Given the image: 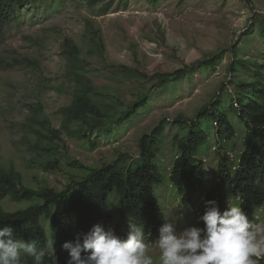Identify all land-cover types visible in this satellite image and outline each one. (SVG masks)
<instances>
[{"label":"rangeland","instance_id":"1","mask_svg":"<svg viewBox=\"0 0 264 264\" xmlns=\"http://www.w3.org/2000/svg\"><path fill=\"white\" fill-rule=\"evenodd\" d=\"M108 1H112L111 6L100 14L102 5ZM263 17L264 0H158L156 4L151 0H104L94 9L85 0H39L22 8L17 21L0 39V63H3L0 64V165L21 172L24 182L32 188L46 184L62 189L71 176L83 172L73 167L72 161L95 167L125 153L135 158L141 136L164 118L168 121L167 138L163 154L156 160L164 176V181L156 186L159 207L165 216L179 218V228L201 227L199 217L205 206V193L194 196L189 204H182L169 179L175 158L172 134L176 129L170 122H176L180 115L193 117L223 87L225 92L234 93L230 85V79H235L230 70L234 46L246 61L258 59L264 63V27L260 25ZM91 25L104 41L102 53L89 52L94 46L88 30ZM249 27L253 33L244 34ZM66 37L81 49L84 72L92 79L95 97L116 105L110 113L113 131L98 133L96 148L69 135H64L63 146L59 141L39 139L35 132H25L24 125L30 123L34 110H42L39 117L50 127L60 128L63 120L60 109L73 101L75 82L67 77ZM222 50L223 59L215 68L194 70L191 75L161 87L155 81L130 76L133 69L151 76L158 71H174ZM24 57L34 59L37 64L5 66L13 58ZM237 74L252 75L243 68ZM142 93L150 97V105L133 120L113 124L119 113ZM231 119L239 132L237 140L220 145L213 135L210 144L200 149L207 165L208 190L219 180L221 152L226 150L235 164L244 150V124L235 115ZM34 126L42 129L40 123ZM50 162H56V167L46 169ZM109 202L117 218L119 196L113 193ZM0 204L7 210L25 206L8 197L0 199ZM250 220L264 222V206ZM45 223L48 224L47 218ZM155 241L145 236L149 254L154 264H159ZM260 259L264 263V257Z\"/></svg>","mask_w":264,"mask_h":264},{"label":"trees","instance_id":"2","mask_svg":"<svg viewBox=\"0 0 264 264\" xmlns=\"http://www.w3.org/2000/svg\"><path fill=\"white\" fill-rule=\"evenodd\" d=\"M38 1L0 0V39L5 37L8 29L17 21L20 10ZM85 1L89 8L94 9L104 0ZM151 1L155 4L158 2ZM111 4L112 1L104 3L100 14L106 13ZM261 23V27H264V17ZM250 27L244 34L253 33V28ZM88 30L92 33L94 44L89 52L102 53L105 46L100 33L94 31L92 25ZM64 44V55L68 60L67 77L75 82L73 101L60 109L63 116L60 128L50 127L48 122L39 117L42 110H34L30 123L24 125L25 132H35L39 139L49 140L51 143L59 141L63 146L66 144L64 135H69L89 143L91 148H96L98 133L113 131L110 113L116 105L95 97L96 89L92 79L84 72L85 59L81 56L79 45L68 37ZM223 56L224 50L191 65L169 72L158 71L152 76L133 69L130 76L155 81L161 87L191 75L194 70L215 68ZM232 56L234 61L230 70L235 74V79H230V85L234 93L227 90L225 92L223 87L193 117L180 115L176 122H170L176 129L172 134L175 158L170 167L169 179L171 185L176 187V194L182 199V204H189L194 196L205 193L206 200H215L223 212L228 207L227 199L231 197L251 219L264 206V63H260L258 59L246 61L243 56L238 55L235 46ZM31 63L37 64L34 59L27 57L13 58L5 66ZM241 68L252 75L244 77L237 74ZM149 105L150 97L142 93L137 101L119 113L113 124L119 125L133 120ZM231 115L238 117L244 124V150L235 164H232L226 150L221 152L218 164L219 180L216 186L208 190L207 165L200 149L205 144H210L213 135L217 136L220 145L237 140L239 132ZM34 123H40L42 129H36ZM167 123V119L163 118L159 125L141 136L139 153L135 158L125 153L110 163L95 167H89L77 160L72 161V166L82 169L83 172L71 176L62 189L46 184L32 188L24 182L21 172L7 170L0 165V199L8 197L25 204L23 208L16 210H7L0 204V226L10 225L17 238L35 240L38 248L45 247L46 242L52 240L53 253L45 258L43 264H66L68 252L62 248L63 243L74 241L78 233H87L97 223L102 224L105 229L114 226L115 233L123 239L127 236L130 219L144 226L145 236L150 240L157 239L165 215L159 207L156 193V186L164 181L156 160L163 154ZM54 167L56 162H50L45 168ZM113 193L120 198L117 218L109 202ZM205 208L206 205L200 216L204 214ZM46 218L48 224L45 223ZM199 224L204 227L203 221ZM148 232L151 233L150 236L147 235ZM23 264H34V261L28 258ZM258 264H264L260 258Z\"/></svg>","mask_w":264,"mask_h":264},{"label":"clouds","instance_id":"3","mask_svg":"<svg viewBox=\"0 0 264 264\" xmlns=\"http://www.w3.org/2000/svg\"><path fill=\"white\" fill-rule=\"evenodd\" d=\"M204 203L205 212L199 217L204 227L179 228V218L163 217L153 242L160 253L159 264H258L264 257V222L250 220L231 197L223 212L215 200ZM145 235L144 226L130 219L123 239L97 223L87 233H78L74 241L63 243L66 264H154ZM52 253V240L38 248L35 240L17 238L10 225L0 226V264H23L28 258L43 264Z\"/></svg>","mask_w":264,"mask_h":264}]
</instances>
